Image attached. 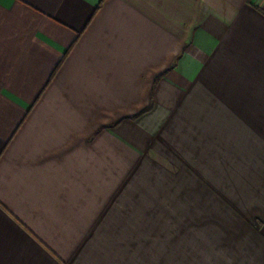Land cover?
<instances>
[{
  "label": "crops",
  "instance_id": "obj_1",
  "mask_svg": "<svg viewBox=\"0 0 264 264\" xmlns=\"http://www.w3.org/2000/svg\"><path fill=\"white\" fill-rule=\"evenodd\" d=\"M233 132L250 227L185 205ZM0 264H264V0H0Z\"/></svg>",
  "mask_w": 264,
  "mask_h": 264
},
{
  "label": "rangeland",
  "instance_id": "obj_2",
  "mask_svg": "<svg viewBox=\"0 0 264 264\" xmlns=\"http://www.w3.org/2000/svg\"><path fill=\"white\" fill-rule=\"evenodd\" d=\"M241 121V120H239ZM247 140L248 148L241 151L217 149L212 152L213 157H204L203 164L199 165L194 174V193L186 197L185 205H191L192 200L204 203L211 200L219 205L226 203L227 215L230 220L236 221L235 217L249 219L248 227L255 223V196H256V174H255V134L235 133L227 138L232 145H245ZM223 148V147H222ZM229 159V160H228ZM224 160H228L225 161ZM223 161V162H222ZM215 165V166H214ZM199 176V177H198ZM191 184V185H193ZM175 190V187L172 188ZM188 191V189L186 190ZM185 191V192H186ZM217 195V196H215ZM205 201V202H204ZM230 208L232 211L230 212ZM239 209H246L240 212Z\"/></svg>",
  "mask_w": 264,
  "mask_h": 264
}]
</instances>
